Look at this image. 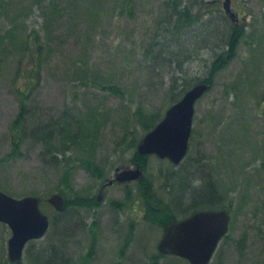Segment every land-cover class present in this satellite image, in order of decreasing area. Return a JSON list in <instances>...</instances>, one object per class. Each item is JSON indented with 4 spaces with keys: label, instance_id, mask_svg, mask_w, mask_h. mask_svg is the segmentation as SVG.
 Returning a JSON list of instances; mask_svg holds the SVG:
<instances>
[{
    "label": "rangeland",
    "instance_id": "obj_1",
    "mask_svg": "<svg viewBox=\"0 0 264 264\" xmlns=\"http://www.w3.org/2000/svg\"><path fill=\"white\" fill-rule=\"evenodd\" d=\"M222 2L218 13L196 8L191 15L218 18ZM167 8L166 0H0V191L39 198L49 218L19 264H44L54 247L57 264H188L157 251L164 228L140 194L168 200L175 192L163 188L167 161H133L146 133L135 112L160 121L183 96L181 86L208 82L196 101L189 151L171 169L190 171L186 192L212 185L230 212L228 238L210 264H264V0H231L234 26L244 27L234 58L216 73L214 54L200 51L184 65L178 89L170 85L175 67L158 51L177 34L165 21ZM59 120L65 136L54 132L46 142ZM135 164L142 179L105 187L116 169ZM53 194L67 213H54L46 202ZM80 200L92 204L76 207ZM183 212L176 209L175 218L193 210ZM10 236L0 224V264H12Z\"/></svg>",
    "mask_w": 264,
    "mask_h": 264
},
{
    "label": "water",
    "instance_id": "obj_2",
    "mask_svg": "<svg viewBox=\"0 0 264 264\" xmlns=\"http://www.w3.org/2000/svg\"><path fill=\"white\" fill-rule=\"evenodd\" d=\"M222 8L235 24L238 17L231 9V0H224ZM208 88V84H198L168 108L162 120L137 144L138 155H155L178 165L188 151L195 103ZM141 177L139 165L134 170L119 172L116 169L115 180L119 183ZM47 203L57 212L64 208L60 194L51 195ZM0 222L11 231L7 253L9 260L15 264L20 263L26 244L42 238L49 227L48 216L41 212L38 198L27 196L14 199L1 191ZM229 222L227 210L199 211L179 222H170L158 242L157 251L161 255L185 259L189 264H209L220 240L228 233Z\"/></svg>",
    "mask_w": 264,
    "mask_h": 264
},
{
    "label": "trees",
    "instance_id": "obj_3",
    "mask_svg": "<svg viewBox=\"0 0 264 264\" xmlns=\"http://www.w3.org/2000/svg\"><path fill=\"white\" fill-rule=\"evenodd\" d=\"M166 3L168 6L167 9H169V11L166 13L167 16L165 21L168 23V25H172V29L177 34L170 35V38L159 46L158 51L159 56L161 55L160 60H163L165 58L168 62H170V66L175 67V69H173L172 71V76L170 77L171 80L169 79L172 88L178 89V87H180L179 82L183 80L181 76H184V65L187 63V61H190L191 59H194V57L199 56L200 51H205V53L211 52L212 54H214V58L210 64L211 71L217 73L223 70L227 66V64L234 58L244 27L234 26L223 14H220L218 18L207 17L205 19L192 17L191 13L196 8L200 10V12H204L203 15H206V13L209 11H217L218 13V11L221 10L219 0H166ZM221 23L228 26L227 33L222 32V30L220 29ZM207 84H210V82H208ZM187 87H189L187 83L186 87L181 86V88L183 89L182 91H184V93L187 91ZM135 115L137 118L136 121L139 122L140 126L145 129L144 132L150 131L159 121V118H157L158 121L154 117L148 118L142 115L139 111H136ZM61 119L63 120V118ZM155 120L157 122H155ZM60 122L61 120H59V122H54L53 126H48L47 131H43L45 132V135L42 139H45L46 141L47 138H49L50 135L54 132L58 134L61 138L64 137L65 135H63V127L58 126ZM135 144L136 141H133L134 146ZM146 158L148 157L139 156L135 153L133 161L138 160L143 166L146 162ZM84 164L86 165L87 169L91 168V165L89 163L86 162ZM172 166L175 167L174 165L169 163L170 168H168L165 174V182H168L163 188L168 190L169 196H171V194L175 192L174 198L163 200L154 197V195L151 193L143 192L140 194V197H142L140 199V202L143 207L146 208L147 215L149 216V218L157 217L158 219H160V223L165 229L168 223L175 222L178 220L175 218L176 209H179L182 212L184 211L183 213L188 210H193V212L189 215H183L182 219H184V217L186 218L200 210H219V208H221V205H219L217 202L219 200H217L216 195L214 194V187L212 185L202 182V186L199 189H193V191L191 190L190 192H186L185 190L187 187L184 188V190L182 187H184L185 185L187 186L188 182L186 183L185 181L187 179L189 180L188 175L190 174V171L187 170L188 167L185 166V170H187L188 173L183 175V171H174L171 169ZM99 171L100 170H97V175L104 173ZM177 187L180 188L177 189ZM182 192H186V197H188H185L184 199H187L189 204H186V206L184 205V207H182L181 209L177 202L182 203ZM125 198H128V200H132L133 195L128 192ZM134 201L137 200L134 199ZM85 203H90V205L92 204V202L80 200L77 201L78 205H76V207L89 206ZM171 204L172 208L170 209L169 205ZM221 209H223V207ZM65 211L67 213L66 205H64L62 212L54 213L61 216L65 213ZM68 228L69 226L63 227L64 232H66ZM54 232H56V228H54ZM224 238H228V235ZM240 249H242V247ZM48 254L49 256L47 257L44 264H57L59 260V255L58 252L55 250V247L50 249V252Z\"/></svg>",
    "mask_w": 264,
    "mask_h": 264
},
{
    "label": "flooded vegetation",
    "instance_id": "obj_4",
    "mask_svg": "<svg viewBox=\"0 0 264 264\" xmlns=\"http://www.w3.org/2000/svg\"><path fill=\"white\" fill-rule=\"evenodd\" d=\"M112 180H113V179H109V182L112 181ZM109 182H108V183H109ZM112 182L114 183V181H112ZM108 183H107V184H108ZM113 183H112V184H113ZM106 186L108 187V185H106ZM110 186H111V185H110ZM103 187H104V186H103ZM102 191H103V190H102ZM97 198H98V197H97Z\"/></svg>",
    "mask_w": 264,
    "mask_h": 264
}]
</instances>
